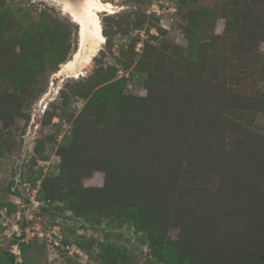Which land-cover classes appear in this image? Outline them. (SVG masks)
<instances>
[{
    "label": "rangeland",
    "instance_id": "374dc122",
    "mask_svg": "<svg viewBox=\"0 0 264 264\" xmlns=\"http://www.w3.org/2000/svg\"><path fill=\"white\" fill-rule=\"evenodd\" d=\"M100 1L110 4L98 14L110 40L105 36L84 74L64 77L59 75L60 61L71 60L80 48V27L62 11L66 3L0 0V56L3 62L17 65L18 39L31 44L32 65L23 67V75L31 86L38 85V94L25 95L33 98L21 104V112L10 115L7 105L0 104V264H10L11 255L15 264H163L152 256L153 240L171 246L185 240L184 228L173 218L174 209L164 211L159 224L144 230L148 218L139 210H147L148 204L143 209L129 207L132 195L124 199L120 190L111 194L106 215L87 203L77 210L78 205L65 201L58 189L54 200L37 198L45 177L61 173L62 155L77 161L70 169L74 174L88 169L78 193L105 189L107 171L94 169L93 163L114 160L115 154L106 151L117 141L114 125L121 134L125 130L119 128L121 112L138 107L127 97L144 100L150 94L143 78L140 85L138 78L127 80L136 70L154 75L157 88L189 107L191 115L185 119L194 116L193 124L198 121L205 128L190 131L185 119L172 127L185 137L189 133L190 145L206 162L191 167L196 175L180 176L182 182L199 178L210 198L211 188L223 182L225 172L235 175L241 169L264 166V0ZM7 4L18 13L6 12ZM44 12L54 20L47 29H41L46 26L41 19ZM58 45L51 60L48 52ZM37 55L47 56L41 69L35 63ZM12 76L10 72L0 76L7 79L0 81V98L17 94ZM169 107L173 106L169 103ZM198 108L206 118L194 113ZM77 121L84 136L102 141L100 149L85 150L77 154L79 158L72 156L76 142L68 152L60 149L63 136ZM46 155L48 162L43 160ZM221 205L206 209L213 214L207 229L218 234L223 225ZM192 211L188 205L182 208L187 214ZM182 212L183 218H190ZM194 242L191 232L187 246ZM215 253L213 261L218 257Z\"/></svg>",
    "mask_w": 264,
    "mask_h": 264
},
{
    "label": "trees",
    "instance_id": "16d2710c",
    "mask_svg": "<svg viewBox=\"0 0 264 264\" xmlns=\"http://www.w3.org/2000/svg\"><path fill=\"white\" fill-rule=\"evenodd\" d=\"M137 1L147 2V0ZM4 10L11 15L18 13L13 5H4ZM41 19L42 23L46 25L41 29L49 28L47 24L51 21L54 22L48 18L47 12L41 15ZM134 28L139 29L140 26L135 25ZM52 29L56 34L58 31L56 25ZM102 32L109 41L106 29ZM53 40L55 41V38ZM132 40H136L135 37ZM257 40L258 38L255 39L256 42ZM16 44L21 48V58L17 65L12 66L3 62L4 59L0 56V61L3 63H0V76L6 72L13 73L11 77H14L13 86L16 91L18 90L17 94L15 92L0 98V104L7 105L5 109L8 107L10 115L14 112H21V108L23 109L21 104L29 102L33 98H26L25 95L36 92L38 94V85L31 86L33 83L28 82L27 77L23 75V67L26 64L32 65V60L29 58L31 44L19 39ZM59 47L60 45L55 46L48 52L51 60H54ZM39 51L44 52L43 50ZM46 58L47 56L43 59L38 55L35 57V63L40 69ZM60 63L64 64L65 62L60 61ZM16 74H20L23 79H18ZM153 77L154 75L144 76L143 71L136 70L131 72L127 79L132 81V78H138L137 81L140 79V85L143 78V85L148 88L150 94L144 100L127 97L128 101L138 107L136 111L121 112L119 128H125V130H121V134L118 133V129L114 125V130H117L114 137L116 136L117 141L106 150L110 155L115 154L114 160L93 163L94 169L104 168L107 171L105 189L92 191L82 189L83 193H78L81 189L80 179L84 173H88V169L83 170L82 175L74 174L70 169L73 166L76 167L77 161H73L71 158L67 160L65 157L68 156L62 155L61 173L57 176L52 174L45 177L43 188L38 191V201L54 200L56 194L54 190L58 189L65 201H71L78 205L77 210L86 208L84 203H87L102 208V214L106 215L110 209L108 202L113 200L111 194L120 190L124 199L132 195L133 204L129 207L139 206V209H143L142 206L148 204L147 210H139L148 218L144 230L149 229L150 225L159 224L164 211L174 209L173 218L184 228V235H182L185 240L178 246H171L164 245L162 241L155 238L154 245L150 250L153 258L158 259L159 262L163 264H264V166L258 165L259 169L254 168L253 171L241 169L235 175H231L228 173L229 171L225 172L227 176L222 177L223 179L220 178L223 182L219 181V186L211 188L213 194L210 195V198L206 197L208 189L206 190L200 185L199 178L193 177L191 181L188 179L182 182L181 177L196 175L192 172L191 167L206 162L204 159L201 160L197 154L199 150L190 145L189 133L188 137H185L176 129H172L174 123L181 122L185 116L191 115L188 111L189 107L177 102L173 96L169 98L167 93L155 86L156 81L153 80ZM5 79V77H0V81ZM192 101L193 99L188 100V103L191 104ZM109 103L115 104V106L117 104L116 102ZM169 103L173 107H169ZM178 106L179 108L174 111L171 109L164 112L166 108ZM181 106L183 107L180 109ZM193 111L202 116L200 118H206L199 108ZM163 117L165 120L162 122ZM195 120L196 117L190 116L183 123H186L189 129L197 131L205 129L198 121L193 124ZM84 141L87 143L84 144ZM197 141L198 139L194 138V142ZM73 142L78 143V147L73 149L74 155L72 156L78 158L77 154L84 153L85 150H98L102 144L100 140H90L88 136H84L83 132L79 131L78 121L74 123L71 133H65L63 136L60 149L68 152ZM43 158L45 162L50 161V155ZM209 161L211 162V156ZM190 170L191 172H188ZM40 180L39 177L37 181ZM212 204H215V207L222 204L219 216L222 217L220 220L223 225L220 234L212 229H207L210 224L206 226L211 220L209 215L213 216L206 209ZM185 205L193 210L192 213L182 212ZM181 212L190 215V218H183L180 215ZM191 232L194 233L195 239L192 247L187 246L188 235ZM217 251L218 257L213 261L212 257ZM10 264H15L14 255L10 256Z\"/></svg>",
    "mask_w": 264,
    "mask_h": 264
},
{
    "label": "bare ground",
    "instance_id": "6f19581e",
    "mask_svg": "<svg viewBox=\"0 0 264 264\" xmlns=\"http://www.w3.org/2000/svg\"><path fill=\"white\" fill-rule=\"evenodd\" d=\"M46 1L57 2L58 0ZM65 3V7H63L65 10L62 11L70 15L72 20L81 27L79 33L80 48L74 53L71 60L62 65L59 75L80 77L106 41L102 33L101 20L98 14L108 10L110 4H103L100 0H84L79 6L73 5L68 0L61 4Z\"/></svg>",
    "mask_w": 264,
    "mask_h": 264
},
{
    "label": "water",
    "instance_id": "95a60500",
    "mask_svg": "<svg viewBox=\"0 0 264 264\" xmlns=\"http://www.w3.org/2000/svg\"><path fill=\"white\" fill-rule=\"evenodd\" d=\"M64 1L65 0H58L57 2H59V3H57V4H60V5H62L61 3H64ZM69 2H71L73 5H76V6H79L84 0H68ZM59 5V6H60ZM57 6V5H56ZM80 30H81V27H80V29H79V33H80ZM100 50V49H99ZM96 56V55H95ZM94 56V57H95Z\"/></svg>",
    "mask_w": 264,
    "mask_h": 264
}]
</instances>
